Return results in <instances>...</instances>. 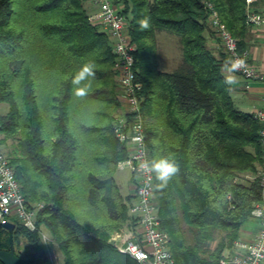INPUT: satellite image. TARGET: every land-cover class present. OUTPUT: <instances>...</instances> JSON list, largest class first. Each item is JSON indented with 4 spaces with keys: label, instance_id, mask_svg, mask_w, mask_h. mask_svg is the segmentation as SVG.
Returning <instances> with one entry per match:
<instances>
[{
    "label": "trees",
    "instance_id": "obj_1",
    "mask_svg": "<svg viewBox=\"0 0 264 264\" xmlns=\"http://www.w3.org/2000/svg\"><path fill=\"white\" fill-rule=\"evenodd\" d=\"M113 2L128 19L135 45L153 196L174 264H222L261 199L256 174L262 146L260 123L234 106L225 83L228 56L222 46L215 51L207 35L215 33V10L243 51L245 0ZM144 18L147 29L140 28ZM159 32L179 44L181 58L169 70L158 67ZM114 58L107 33L88 20L84 0H0V105L8 106L0 112V144L12 141L5 156L25 202L41 205L35 230L12 220L14 252L28 264L47 262L43 229L62 264H138L110 240L135 224L128 212L131 195L114 178L127 156L112 128L121 109ZM86 63L94 64L95 77L74 86ZM76 87L85 94L77 95ZM80 96L78 116L73 100ZM162 160L175 168L166 180L152 168ZM20 237L27 243L22 255L16 250ZM9 245L0 225V249Z\"/></svg>",
    "mask_w": 264,
    "mask_h": 264
},
{
    "label": "built area",
    "instance_id": "obj_2",
    "mask_svg": "<svg viewBox=\"0 0 264 264\" xmlns=\"http://www.w3.org/2000/svg\"><path fill=\"white\" fill-rule=\"evenodd\" d=\"M255 0H245L248 25H264V13L251 8ZM88 20L98 24L108 35L111 50L115 56L112 69L120 90L121 109L113 119V133L118 142L125 146L127 156L117 163L118 169H126L132 175V200L128 212L139 226L135 236L127 237L123 231L111 236L113 246L120 253L128 255L138 264H174L168 247V235L161 228L157 206L153 196V173L146 151L145 133L141 114V83L136 79L134 68L135 45L131 42L128 19L120 12L113 0H89ZM211 8V5L208 4ZM211 26L228 56L232 68L235 61L243 60V66L234 70L246 83L264 75L246 57V51H239L237 39L221 24L215 10L210 13ZM260 123L261 165L256 174L261 199L252 206L250 216L257 222V230L248 240H238L230 253L224 254L222 264H261L264 260V106L252 112ZM41 205H37L40 207ZM37 207H29L9 165L5 154L0 151V222L17 220L28 230H35ZM41 240L47 252L46 264H62L57 252L49 246L48 237L41 231Z\"/></svg>",
    "mask_w": 264,
    "mask_h": 264
},
{
    "label": "crops",
    "instance_id": "obj_3",
    "mask_svg": "<svg viewBox=\"0 0 264 264\" xmlns=\"http://www.w3.org/2000/svg\"><path fill=\"white\" fill-rule=\"evenodd\" d=\"M84 7L91 9L89 0H84ZM251 8L254 11L264 13V0H255L252 2ZM87 10V11H88ZM165 32H159L157 38L164 36ZM208 43L215 47V51H222L221 43L215 33L207 35ZM243 49L246 51V57L249 62L254 65L264 75V25H249L246 26L245 34L241 38ZM230 67H223V74L228 77H233L235 83L230 85V94L234 106L244 112L252 113L258 108L264 106V83L259 80H251L246 83L245 80L235 71H229ZM132 178L125 194H131ZM257 222L250 218L241 228L239 240H248L252 238L257 230ZM233 248V247H232ZM231 249H227L224 254L230 253ZM261 264H264V260Z\"/></svg>",
    "mask_w": 264,
    "mask_h": 264
},
{
    "label": "rangeland",
    "instance_id": "obj_4",
    "mask_svg": "<svg viewBox=\"0 0 264 264\" xmlns=\"http://www.w3.org/2000/svg\"><path fill=\"white\" fill-rule=\"evenodd\" d=\"M88 10V9H87ZM158 47H159V53H158V58H157V62H158V67L164 70H169L172 69L180 60L181 58V54H180V48H179V44L177 41V38L174 35H170V34H165L164 36H162L160 38V42L158 39ZM42 100V103H41ZM40 103L41 104H46V97L44 95L43 98H40ZM74 103V107L75 109H78L77 113L78 116L82 114L81 109H83L82 107L84 106L83 102H82V98L77 97L76 100H73ZM42 106V105H41ZM8 109V106L6 104H1L0 105V112L1 113H5ZM81 119V118H80ZM89 123H93V120L91 119L89 121ZM1 137V134H0ZM11 143L12 141L10 139L6 140L4 143L0 144V151H2L4 154L6 153V151L11 147ZM114 178L116 180V183L119 186L120 191L126 195V191L128 190L132 175L131 173L126 170V169H118L116 168L115 173H114ZM133 187V186H132ZM73 193H75V191H72ZM132 192L133 190L131 189V199L130 202L132 200ZM75 197H78V195L75 193L74 195ZM73 202L74 203V207L75 210H77L78 214L83 213V209L84 206L83 204H81V202L79 201V199H74ZM12 221V219H10ZM138 222L135 220V224L131 225L130 227L128 226H124L122 231L123 234L126 235L127 237H132L135 236L137 233V229H138ZM42 232L49 238L51 239L48 231H46L45 229L42 230ZM19 243L16 246V250L19 252V254L22 255L24 250L25 245H27L25 239L23 237H20L19 239ZM51 241H49V246L55 250L57 252V254L59 255V257H61L60 252L58 251L56 245L54 243H50Z\"/></svg>",
    "mask_w": 264,
    "mask_h": 264
},
{
    "label": "clouds",
    "instance_id": "obj_5",
    "mask_svg": "<svg viewBox=\"0 0 264 264\" xmlns=\"http://www.w3.org/2000/svg\"><path fill=\"white\" fill-rule=\"evenodd\" d=\"M139 24H140L141 29H147L150 26L149 20L147 18L142 19L139 22ZM243 64H244V61L242 59L235 61L233 62L232 68H230L229 71L236 70L239 67L243 66ZM88 77H95V66L92 63L84 64L82 68L80 69V71L73 78L72 83L74 86L80 85L81 81L85 80ZM235 82L236 81L233 77H228L225 81V83L229 85ZM75 91L77 95L85 94V88L76 87ZM152 168L158 174V179L160 180H166L175 171V168L173 165L163 160L155 162L152 165Z\"/></svg>",
    "mask_w": 264,
    "mask_h": 264
},
{
    "label": "water",
    "instance_id": "obj_6",
    "mask_svg": "<svg viewBox=\"0 0 264 264\" xmlns=\"http://www.w3.org/2000/svg\"><path fill=\"white\" fill-rule=\"evenodd\" d=\"M0 225L6 229L9 233L10 245L8 249H0V263L2 264H28L19 256H17L13 249L12 232L14 229V223L9 220L0 222Z\"/></svg>",
    "mask_w": 264,
    "mask_h": 264
}]
</instances>
